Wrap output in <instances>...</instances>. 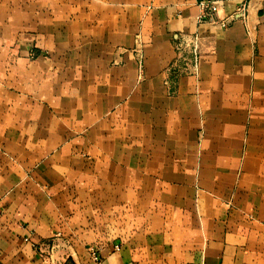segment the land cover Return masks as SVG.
Returning <instances> with one entry per match:
<instances>
[{
    "label": "crops",
    "instance_id": "0c3cea01",
    "mask_svg": "<svg viewBox=\"0 0 264 264\" xmlns=\"http://www.w3.org/2000/svg\"><path fill=\"white\" fill-rule=\"evenodd\" d=\"M6 1L0 264H264V0Z\"/></svg>",
    "mask_w": 264,
    "mask_h": 264
},
{
    "label": "built area",
    "instance_id": "2783aa9c",
    "mask_svg": "<svg viewBox=\"0 0 264 264\" xmlns=\"http://www.w3.org/2000/svg\"><path fill=\"white\" fill-rule=\"evenodd\" d=\"M199 6L201 8V13L197 17V21L201 23L207 22L212 25H218L221 28H227L236 21L244 22L247 19V0H242L235 12L228 18L223 20H219L214 17V8L211 3L203 1L199 3ZM136 54L139 56V50L136 51ZM197 65L198 61L196 58L195 66L197 67ZM92 258L95 264H104L102 258L98 255L97 252L92 253Z\"/></svg>",
    "mask_w": 264,
    "mask_h": 264
},
{
    "label": "rangeland",
    "instance_id": "374dc122",
    "mask_svg": "<svg viewBox=\"0 0 264 264\" xmlns=\"http://www.w3.org/2000/svg\"><path fill=\"white\" fill-rule=\"evenodd\" d=\"M6 17H7V1L6 0H0V20H6ZM17 24L20 23V21H17L16 22ZM44 55V54H43ZM34 52L33 54L31 53V57H34ZM96 248L95 247H92L89 251V253L91 254V259L92 258V253L95 252Z\"/></svg>",
    "mask_w": 264,
    "mask_h": 264
}]
</instances>
